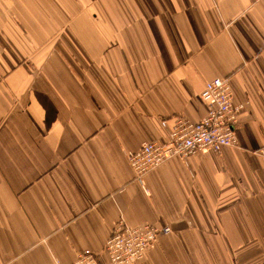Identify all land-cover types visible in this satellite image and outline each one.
Segmentation results:
<instances>
[{
	"label": "crops",
	"instance_id": "0c3cea01",
	"mask_svg": "<svg viewBox=\"0 0 264 264\" xmlns=\"http://www.w3.org/2000/svg\"><path fill=\"white\" fill-rule=\"evenodd\" d=\"M224 77L237 147L144 190L126 154L199 121ZM263 131L264 0H0V264H106L121 218L171 229L138 264H264Z\"/></svg>",
	"mask_w": 264,
	"mask_h": 264
},
{
	"label": "built area",
	"instance_id": "2783aa9c",
	"mask_svg": "<svg viewBox=\"0 0 264 264\" xmlns=\"http://www.w3.org/2000/svg\"><path fill=\"white\" fill-rule=\"evenodd\" d=\"M201 99L207 111L199 121L192 122L177 117L168 130V138L164 144L144 143L138 150L126 154L134 179L144 190V177L171 159L180 158L185 161L198 153H218L223 148L237 147V116L244 106L234 104L229 79L215 78L206 82ZM161 126L166 128V122L162 121ZM254 152L264 159V144ZM170 233L168 226L142 224L129 227L121 218L112 228L103 247L107 257L106 264H138L145 260L147 251L160 236ZM53 264L60 263L55 261ZM70 264L100 263L96 253L82 250L76 253Z\"/></svg>",
	"mask_w": 264,
	"mask_h": 264
}]
</instances>
